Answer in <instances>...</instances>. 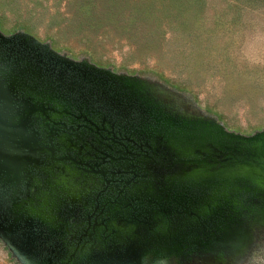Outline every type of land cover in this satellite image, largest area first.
<instances>
[{
	"label": "rangeland",
	"instance_id": "374dc122",
	"mask_svg": "<svg viewBox=\"0 0 264 264\" xmlns=\"http://www.w3.org/2000/svg\"><path fill=\"white\" fill-rule=\"evenodd\" d=\"M0 29L119 80L171 128L264 133V0H0ZM232 200L139 264H264V194ZM0 264L61 262L0 237Z\"/></svg>",
	"mask_w": 264,
	"mask_h": 264
},
{
	"label": "flooded vegetation",
	"instance_id": "af4514ba",
	"mask_svg": "<svg viewBox=\"0 0 264 264\" xmlns=\"http://www.w3.org/2000/svg\"><path fill=\"white\" fill-rule=\"evenodd\" d=\"M0 80L14 82L15 109H36L29 132L41 151L18 182L0 178V220L15 208L16 235L37 259L92 264L118 250L120 214L143 224L159 207L135 185L149 179L153 137L167 118L119 80L1 29Z\"/></svg>",
	"mask_w": 264,
	"mask_h": 264
},
{
	"label": "water",
	"instance_id": "95a60500",
	"mask_svg": "<svg viewBox=\"0 0 264 264\" xmlns=\"http://www.w3.org/2000/svg\"><path fill=\"white\" fill-rule=\"evenodd\" d=\"M16 101L14 82L0 80V178L18 182L38 159L40 146L29 132L28 116L36 109L25 102L22 111L17 110ZM170 128L156 129L155 159L148 161L144 175L149 179L135 185L138 194L150 196L149 202L159 207L151 209L150 221L143 224L120 214L117 226L123 245L100 255L98 264H139L157 240L173 243L189 233L200 216L211 218L212 213L230 210L237 191L264 194V133ZM8 214L9 219L0 220V237L14 252H24L27 244L16 235L22 217L16 216L15 208ZM113 255L115 262L109 260Z\"/></svg>",
	"mask_w": 264,
	"mask_h": 264
}]
</instances>
